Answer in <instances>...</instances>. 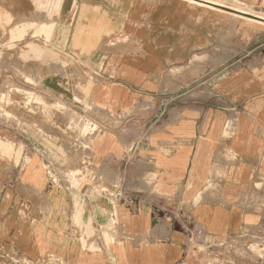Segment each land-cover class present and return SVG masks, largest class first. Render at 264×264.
<instances>
[{"label":"crops","instance_id":"0c3cea01","mask_svg":"<svg viewBox=\"0 0 264 264\" xmlns=\"http://www.w3.org/2000/svg\"><path fill=\"white\" fill-rule=\"evenodd\" d=\"M235 1L72 0L98 126L0 176V264H264V0Z\"/></svg>","mask_w":264,"mask_h":264},{"label":"rangeland","instance_id":"374dc122","mask_svg":"<svg viewBox=\"0 0 264 264\" xmlns=\"http://www.w3.org/2000/svg\"><path fill=\"white\" fill-rule=\"evenodd\" d=\"M215 1L251 12L235 0ZM74 10L72 0H0L2 179L18 173L34 153L56 179L57 160L67 153L82 160L86 142L96 133L98 113L83 103L94 73L76 50H67ZM68 145L70 151L56 149ZM81 167L68 172L76 175Z\"/></svg>","mask_w":264,"mask_h":264},{"label":"bare ground","instance_id":"6f19581e","mask_svg":"<svg viewBox=\"0 0 264 264\" xmlns=\"http://www.w3.org/2000/svg\"><path fill=\"white\" fill-rule=\"evenodd\" d=\"M218 4H220V5H223V4H221V3H218ZM220 5H219V7H220ZM224 7H225V5H223ZM222 7V6H221ZM232 9H235V8H232ZM236 11H239L240 13H245L246 14V11H244V10H238V9H236ZM238 12V13H239Z\"/></svg>","mask_w":264,"mask_h":264}]
</instances>
